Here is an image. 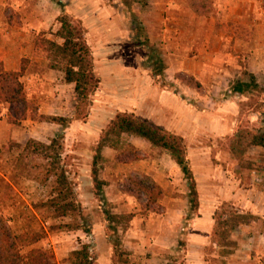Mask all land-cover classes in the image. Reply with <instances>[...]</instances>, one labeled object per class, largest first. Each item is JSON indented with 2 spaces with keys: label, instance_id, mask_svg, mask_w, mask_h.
<instances>
[{
  "label": "rangeland",
  "instance_id": "1",
  "mask_svg": "<svg viewBox=\"0 0 264 264\" xmlns=\"http://www.w3.org/2000/svg\"><path fill=\"white\" fill-rule=\"evenodd\" d=\"M52 2L56 8H62L83 23L92 47L96 73L101 79L98 91L91 97L90 115L85 121L87 128L83 130L77 126L69 130L65 139V155L76 188L82 159L75 151L92 148L98 153V139L93 138V132L99 129L100 122L129 107L131 99L157 104L160 99L161 103H169L173 97L181 120L189 113L188 107H198L203 112L200 119L214 134L209 133L200 143L192 138L194 142L188 144L191 147L190 153L187 151L190 165L200 185V204L195 208L190 183L185 176L189 189L188 200L181 207L186 209L181 237L188 234L193 220L203 214L209 215L212 224L208 241L200 254H196L198 259L192 254L189 260L182 239L177 249L167 254L169 261L154 259L156 254L151 252L136 258L126 250L123 234L114 233L104 220L105 212L113 209L105 194L97 191L96 203L85 206V210L76 190L80 212L74 217L50 220L46 225L48 229L53 223L75 224L81 228L49 232L37 244L23 247V253L50 248L55 252L58 264H71L72 253L87 245L91 264H169L171 261L250 264L245 248L226 258L215 246L212 233L219 215L238 209L257 217L253 233L264 227V148L254 147L246 154V161L252 168H243L238 160H231L230 154L231 139L241 129L264 130L263 117L257 112L264 104V94L242 96L232 90L238 80H249L245 71L254 73L260 80L264 77V0H142L132 7L125 6L122 0ZM48 3L49 0L44 2V6ZM61 15L56 18L58 22ZM43 33L48 37L46 32L40 31L37 38L43 37ZM52 39L63 42L55 35ZM45 55L48 58L47 53ZM160 63L165 68L157 75ZM28 77L22 81L35 107L40 110L43 100L47 101V97L55 93L63 95L62 104L73 111L75 87L65 84L63 72L59 71L52 80L41 76L37 78L40 81H31ZM164 91L167 99L163 98ZM10 110V105L0 103V192L2 179L11 180L20 192L21 202L17 209L8 207L11 210L6 213L16 218L34 214L31 221L40 227L43 216L33 210L30 212L27 206L47 199L50 188L25 176L18 177L16 164L20 151L17 148L9 150L7 145L12 141L25 145L30 139L49 143L64 132L34 120L31 112L22 125H13L9 122ZM199 149H204L200 155L195 152ZM211 197H215V205L210 204ZM29 221V218L25 220ZM97 224L101 225L99 238L93 229Z\"/></svg>",
  "mask_w": 264,
  "mask_h": 264
},
{
  "label": "trees",
  "instance_id": "2",
  "mask_svg": "<svg viewBox=\"0 0 264 264\" xmlns=\"http://www.w3.org/2000/svg\"><path fill=\"white\" fill-rule=\"evenodd\" d=\"M141 1L122 0V3L127 7H132ZM58 20L60 28L54 35L63 42L50 39L43 33V37L36 39V44L37 47L47 53L50 67L63 72L67 84L75 85L73 115L64 117L41 113L39 108L35 107L29 100L25 83L22 81L27 62L24 61L19 71H9L0 62V103L11 106L8 116L9 122L13 125H22L23 121L28 119L29 112H31L34 120L59 124L64 129L75 121L85 122L89 118L91 97L98 91L101 84V79L96 73L92 47L86 37V29L77 17L63 11ZM164 68V65L160 63L159 68H157V75L161 74ZM245 74L248 75L249 80H238L232 87L233 92L242 96L264 94V77L260 80L254 73L245 71ZM20 106L22 109L19 108ZM263 106L264 104L260 105L257 112L261 113L260 115L264 120ZM124 134L142 137L153 146L170 152L189 181L192 202L195 204V208H198L200 204L198 200L199 191L188 158L185 139L129 112H119L102 134L93 168L96 191H102L105 185V182L99 177V164L104 161L102 151L107 146L117 149L121 153L120 157L127 153H130V157H138L133 150L134 148L124 140ZM65 139L66 135L62 133L51 139L49 143L30 139L25 145L15 141L7 145L9 150L17 148L20 151L16 164L19 171L17 176H25L43 187L48 186L50 192L47 199L27 206V210L32 213L33 211L39 212L44 218L42 225L36 227L38 223L31 221L30 218L35 217L34 214L26 218H16L6 213V210H11L8 207L17 209L21 198L15 184L6 178L2 179L0 192V207H3L0 214V264H58L53 249L37 248L28 254H24L23 247L37 244L46 238L49 232L66 229L79 230L81 228L75 224L53 223L48 229L46 225L50 220L74 217L81 210L77 200L76 186L72 180L65 155ZM254 147L264 148V130L255 132L252 129H241L238 135L231 139L230 152L243 168H252L247 163L245 156ZM124 191L139 199L145 197L146 201L143 205L145 210L157 212L162 208L160 202L164 198V190L148 176L132 178ZM134 217L135 214H117L113 209L105 212V219L110 225V229L116 234L120 231L126 232ZM27 218L30 219L28 223L25 222ZM256 220L255 215L241 212L239 209L230 211L225 215H219L213 232L215 246L220 248L225 257H229L238 246L237 242L232 239L233 233L238 228L250 225ZM88 249L89 247L84 245L82 249L74 251L70 258L71 264H91ZM169 264L181 263L172 261Z\"/></svg>",
  "mask_w": 264,
  "mask_h": 264
},
{
  "label": "crops",
  "instance_id": "3",
  "mask_svg": "<svg viewBox=\"0 0 264 264\" xmlns=\"http://www.w3.org/2000/svg\"><path fill=\"white\" fill-rule=\"evenodd\" d=\"M46 1L48 0H0V62L9 71H19L26 61L25 76L28 75L27 80L31 81L39 80L37 78H42L41 76L52 80L58 76L59 72L50 67V61L45 52L36 44L38 32L44 31L48 38L52 39V36L60 28V23L56 18L63 12V9L56 8L52 0H49V5L44 6ZM65 84L71 88L72 86L75 87L74 84ZM51 94L47 97V101L44 102L43 100L41 103L40 111L48 115L71 117L73 111L66 109L65 104H62L63 95ZM163 96L167 99L165 91ZM160 100L157 104H150L143 100L140 102L138 99H131L129 107L127 106L121 112L134 113L145 121L182 136L189 153L191 148L188 145L189 142L200 143L205 140L206 135H214L208 128L209 126L200 119L201 114H203L200 108L188 107L190 108L189 113L184 114L185 116L181 120V113L177 103H174L173 97H170L169 103H161ZM177 100L178 97L176 96L175 101L177 102ZM116 116V114L110 118L105 116L106 120L100 122L99 129L93 132V134L95 133L93 138L98 139V145L104 130ZM44 123L54 126L56 131L61 128L65 135L77 126L85 130L88 124L75 121L64 129L59 124ZM94 130L95 128H93ZM123 137L134 148L133 150L138 157H130V153L122 154L120 157L121 153L117 149L107 146L102 151L104 161L99 164V177L105 182L102 193L113 206V211L117 214H135L130 228L126 232L120 231L123 234L126 250L131 253L132 257L138 258L140 254L151 252L156 254L154 259L169 261L167 254L172 253L174 248L177 249L178 243L182 239L185 240L189 260L192 259V254L196 257V254H200L203 245L205 246L208 241L212 219L210 220L207 213L196 218L191 223L188 234L181 237L180 230L183 227L181 222L186 213V209L181 207L188 200L189 189L185 174L167 150L153 146L142 137L128 134H124ZM203 151L204 149H199L195 152L200 155ZM75 152L82 159L81 162L79 161L81 167L76 179L78 181L76 190L82 206L85 207L89 204H95L97 200V189L93 175L97 152L92 148ZM230 154L232 155L231 160L234 159L233 154ZM144 176L152 178L164 190V198L160 202L161 212L146 210L145 213L143 205L146 198L139 199L124 191L132 178ZM197 185L199 186L198 190H200L199 183ZM210 199V204L215 205L217 203L215 197ZM90 201L91 203H89ZM104 220L107 222L106 219ZM203 220L204 222L201 223ZM255 225L256 221L238 228L233 233L232 239L237 242L238 246L230 256L233 257L240 249L245 248L249 252L247 257L250 264H264V227L262 231L253 233L252 230H254ZM100 227L101 225L97 224L93 228L98 238L102 235ZM206 227L208 228L207 231L205 230ZM196 258L198 259V257ZM202 264H206V262Z\"/></svg>",
  "mask_w": 264,
  "mask_h": 264
}]
</instances>
